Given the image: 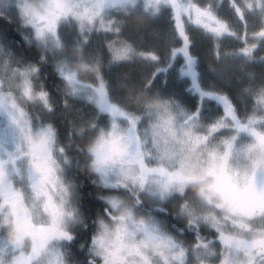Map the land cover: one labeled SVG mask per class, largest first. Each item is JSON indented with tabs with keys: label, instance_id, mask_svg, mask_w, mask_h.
Wrapping results in <instances>:
<instances>
[{
	"label": "snow or ice",
	"instance_id": "snow-or-ice-1",
	"mask_svg": "<svg viewBox=\"0 0 264 264\" xmlns=\"http://www.w3.org/2000/svg\"><path fill=\"white\" fill-rule=\"evenodd\" d=\"M117 5L123 6L120 0H25L21 12L27 17L26 27L32 34L30 40L25 38L26 42L47 49L51 38L52 45L59 50L64 44L61 36L62 21L71 16L79 23V37L86 44L87 40L84 38L90 36V27L103 15L105 7ZM195 12L197 23H203L204 28L209 31L219 35L227 30V23L222 22L210 6H195ZM213 23L215 27H212ZM261 39H264V35ZM109 49L114 64L124 62L135 54L134 48L125 42L109 43ZM241 51L247 52L249 49L242 48ZM9 58L21 70L23 96L34 101L37 106L48 105L51 94L47 87L41 84L37 89L34 83L44 71L41 63L34 57L27 62L18 61L10 50ZM191 63L194 68L195 61ZM58 72L59 78L72 84L78 83L74 69L61 68ZM192 74L195 76L194 72ZM96 94L107 101L106 85L102 79L97 84ZM200 96L215 100L223 106L222 113L215 120L202 125L200 110L195 105L187 111L180 110L177 105L187 122L186 127L177 129L171 117L153 126V138H159L169 145L161 158L170 159L175 156L176 145H180L181 153H187L175 171L162 166H147L135 131L138 119L131 115L127 117L129 124L126 129H121L113 117L111 130L99 133L89 149L93 156L92 165L105 182L111 174L132 179L142 186L148 183L147 178L152 174L166 177L155 181L157 188L150 192L153 198L161 202L172 199L175 195L173 189L186 191V186L193 184L199 188L200 195L205 200L215 196L227 209L229 218L212 227L196 221L195 224H189L183 232L174 233L161 228L155 218L137 220L134 210L125 207L119 218L120 223L110 226L103 220L98 221V232L79 245L81 251L87 248L89 257L94 254L102 257L104 264H128V257L133 255L139 257L142 264H152L153 260H157L158 264H264V234L251 238L236 235L238 231L247 232L251 229L249 225L245 228L242 223L233 222L232 218L238 219L240 213L228 195L229 190H234L243 197L264 200V189L258 191L255 183L256 174L264 173V131L257 132L255 120L251 116L241 117L227 97L211 92H201ZM259 98L264 102V91L260 92ZM98 107L99 121L104 122L106 117L102 113L107 111V105L100 103ZM228 121H231L235 129L234 134L224 131L228 127ZM200 128H206L210 135L201 134L198 131ZM241 132L250 133L254 142L237 147L236 140ZM219 137H223L219 139V143H212L207 147V159L203 166L189 162L191 153L200 144L208 145L209 141H215ZM55 139L56 133L51 127L34 128L26 106L21 105L13 93L0 94V217L10 225V233L17 246H22L26 238L32 239L30 250L19 255L12 251L11 245L0 243V260L11 259L15 255L17 259L13 264H35L36 258L41 254H50L54 264H60L65 249L74 239L65 230V216L72 221L78 218L77 210L70 206L67 190H63L65 196L57 203L45 186H55L57 182L54 161L51 159V145ZM133 143L136 144V150L130 152L129 146ZM157 150L160 151L158 144ZM254 152L257 155L253 156ZM234 155L250 160L249 167L243 173L230 167ZM9 165L11 172L8 170ZM33 172L41 174L40 181L33 185V189L37 200L44 197V207L49 214L47 224L34 222L31 212L24 206L21 192L9 178L10 175H15L21 180L31 181ZM237 176L240 177L239 186ZM111 205L118 208L120 202L113 199ZM191 211L185 205L180 210V215L191 214ZM205 232L210 233L211 238ZM137 234H140L139 239ZM53 240L66 242L63 251L50 249V242Z\"/></svg>",
	"mask_w": 264,
	"mask_h": 264
},
{
	"label": "clouds",
	"instance_id": "clouds-1",
	"mask_svg": "<svg viewBox=\"0 0 264 264\" xmlns=\"http://www.w3.org/2000/svg\"><path fill=\"white\" fill-rule=\"evenodd\" d=\"M24 3L25 0H4L3 6H0V20L7 25L0 27V94L13 93L21 105L30 109L28 112L34 128L51 127L56 133L55 142L51 145V159L54 161L57 182L55 186H45L57 203L65 196L63 190L66 189L70 206L77 210L78 217L72 221L65 216V230L70 232L74 239L65 249L60 264H104L102 257L95 254L89 257L87 248L81 251L79 245L98 232V221L103 220L110 226L120 223L119 218L125 207L134 210L137 220L155 218L161 228L167 231L171 229L176 233L183 232L189 224H195L196 221L212 227L228 219L229 213L220 201L215 196L205 200L200 195L199 188L193 184L187 185L186 191L173 189L175 195L165 206L164 202L153 198L150 192L157 188L155 181L166 177L152 174L147 178L148 183L142 186L139 182L134 183L132 179L111 174L105 182L92 165L90 146L95 143L101 131L107 133L111 130L112 122L108 119L100 122L94 109L78 106L77 100L95 101L96 87L101 79L106 85L108 97L111 96L115 106L138 119L135 131L140 139V151L148 167L162 166L169 171H175L187 155L179 151L180 145H176L175 156L170 159L161 158L169 145L152 136L153 126L170 117L177 129L187 126L177 107L178 101L154 89L151 80L125 83L124 77L113 67L109 43L125 42L134 47L144 38L148 29L149 21L140 11L137 0H120L122 7H105L103 15L90 27V36L84 38L87 40L86 44L79 37V23L69 16L62 21L64 44L59 50L54 46L47 49L37 46L38 55L35 59L44 68L45 79L52 83V87L48 89L51 99L45 106H37L34 101H29L23 96L21 70L9 58V50L14 53V57L17 56L8 40L9 29L17 32L22 39V30L27 29V17L21 12ZM19 55L21 58L28 57L25 52ZM61 68L74 69L78 83L72 84L59 78L58 70ZM259 86L264 89V76L261 77ZM127 127L120 126L121 129ZM198 131L210 135L206 128H200ZM212 143H219V138L209 141L208 145L200 144L196 151L191 153L189 162L203 166L207 159L206 149ZM157 144L160 151L157 150ZM135 150L136 144L133 143L129 146V151ZM40 178L39 172H33L31 181L22 180L16 189L21 192L24 206L31 212L34 222L47 224L49 214L44 207V197L41 196L38 200L34 197L33 185L37 184ZM255 183L258 191L264 189V173L256 174ZM86 185L87 192L84 191ZM113 199L120 202V207H112ZM185 205L191 208V214L181 216L180 210ZM232 219L234 223H238L237 218ZM242 223L248 224L251 230L238 231V237L247 235L251 238L264 234V213L243 219ZM139 238L140 234H137V239ZM0 243L11 245L14 253L27 251L29 244L27 240L22 246L14 243L10 225L4 222L3 217H0ZM16 259L17 256L13 255L11 259L0 260V264H13ZM35 264L54 262L50 254H41L36 258ZM128 264H142V261L133 255L128 257ZM152 264H158V261L153 260Z\"/></svg>",
	"mask_w": 264,
	"mask_h": 264
},
{
	"label": "rangeland",
	"instance_id": "rangeland-1",
	"mask_svg": "<svg viewBox=\"0 0 264 264\" xmlns=\"http://www.w3.org/2000/svg\"><path fill=\"white\" fill-rule=\"evenodd\" d=\"M3 2L4 0H0V4ZM137 4L148 21H154L153 31L150 30V40H157L159 44L155 46L160 47V49L154 46L147 53L144 52L146 48L144 41L138 42L133 47L135 54L130 59L113 65L117 73L121 77H124V82L131 77L132 70H139L140 74H147L144 80H151L154 89H158L163 95L178 101L180 110L187 111L190 109L187 99L191 95L189 91L190 83L188 81L191 80L196 85L199 75L202 88L209 87L213 91H216V80L219 78H223V82L225 83L226 81H232V83L236 81V83H240L236 85L239 88L237 93L234 89L232 90L234 91L233 95L232 91L227 92V94L231 99L234 98L233 101L238 104L240 116H251L255 120V130L257 132L264 131V118H261L264 116V102H261L259 98L260 92L264 91V89L259 86L261 81L254 80L252 75L247 74L256 68L264 70V39H261V36L264 35V6H262L264 5V0H137ZM195 6H202L204 8L210 6L213 12L221 18V21L227 23V30L217 35L204 28L203 23H197ZM170 16L172 31L168 34L167 29L163 30L161 27L163 26V21L169 20ZM212 27H215L214 23ZM22 31L25 38L29 40L32 38L30 29H23ZM61 36L64 38L63 30L61 31ZM181 36L187 40H180ZM142 40L146 39L143 38ZM190 40H199L201 43H207V48L210 49L212 56L214 54V57L207 60V65L204 68L202 65L198 66V74L192 66L188 68L190 80H184V74L182 73L184 70L181 69L179 71L183 59L175 51L182 49L185 53ZM9 43L11 49L15 51L13 43L11 41ZM33 44L37 47L35 43ZM49 46H53L51 38ZM242 48L249 49V51L242 52ZM142 53L151 54L142 55ZM171 55L173 57L177 55L176 61L166 71L165 67L169 63ZM184 56L185 60H187L188 56L186 57V54ZM153 57L155 58L153 59ZM15 59L27 62L18 54ZM193 72L195 76L192 74ZM245 72L248 75L247 78L245 77ZM239 73L243 75H238ZM243 76L247 79L245 83L242 81L243 79H240ZM34 83L36 88L39 89L42 84L40 77L36 78ZM197 98L195 96V99ZM206 100L203 101V110L200 111V123L202 125L215 120L223 111V106L218 104L217 101L210 99L211 102L207 103ZM100 103L107 105V111L102 113L106 119L112 122L114 117L115 122L119 126H128L129 120L127 117L129 114L118 109L111 96L108 97L107 101L97 96L93 102L83 99L77 100L78 106L92 108L97 115L99 114L98 104ZM27 111H30V109H27ZM229 122L228 127L224 131L234 134L235 129ZM239 134L236 140L237 147L254 142V137L250 133L241 132ZM219 139H223V137H219ZM255 155L257 153L254 152L253 156ZM249 165L250 160L248 158H240L235 155L230 161V167L234 170L238 169L241 173ZM8 170L11 172V165L8 166ZM9 178L15 188L22 181L20 177L15 175H10ZM239 180L240 177L237 178L238 186ZM230 191L232 192V190ZM237 194L240 195L239 192ZM231 201L233 202V200ZM245 202L250 203L244 206L233 205L240 213L237 219L238 223H242L243 219L259 216L261 211L264 210V200L262 199L249 197ZM164 203L166 206L167 201ZM242 225L245 228L248 227V224L242 223ZM168 231L174 232L171 229ZM27 252L28 249L23 253Z\"/></svg>",
	"mask_w": 264,
	"mask_h": 264
},
{
	"label": "trees",
	"instance_id": "trees-1",
	"mask_svg": "<svg viewBox=\"0 0 264 264\" xmlns=\"http://www.w3.org/2000/svg\"><path fill=\"white\" fill-rule=\"evenodd\" d=\"M171 22L172 21H171V16H170V19L169 20L166 19V21H163V26L161 27L163 30L167 29L166 31L168 32V34H170V32L172 31L171 26H170V23ZM153 23H154V21L153 22L152 21H149L148 29H147L146 33L144 34V38L146 40H141V41H144V43H145L146 48H145V51L144 52H147V53H149V49L151 47H154L156 44H159L157 42V40H150L151 39V32H150V30L153 29V25H154ZM173 24H174V22H173ZM0 27H7V25H5V22L4 21L0 20ZM182 33L184 35V32L183 31H182ZM8 39H9V41H11L13 43V47L15 49V52L18 55L21 52H25V53L28 54V57L27 58H24L26 61H28L29 58H32V57L35 58L38 55V48L33 43L31 45H29L26 42V39H25L24 35H23V39H22L21 36L17 32H14L11 29H9ZM180 40H187V39L186 38L183 39V37L181 36V39ZM184 43H185V41H184ZM207 45H208L207 43H201V41H199V40H194V41L193 40H190L189 46L186 48V52L185 53L183 52L182 49H179V50H176L175 51L183 59L182 66H180L179 71L181 69L184 70L182 72L184 74V76H183L184 80H190L189 75H188V73H189L188 72V68H190L191 66L193 67V65L191 63L192 61H195V66H194L193 69L198 74V72H197L198 71V66L199 65H202L203 68H204V66L207 65V60H210L211 57L212 58L214 57V54H213V56L211 55L210 49L207 48ZM155 47H157V48L160 49V47H158V46H155ZM162 49H164V48H162ZM256 49H258V48H256ZM185 54H186V57L188 56V59L187 60H185V56H184ZM176 57H177V55L175 57H173V55L170 56L169 63L165 67L166 71L176 61ZM132 71L133 72L130 75L131 77L125 83H129V82L135 81V80H144L145 77H146V75H147V74H140L138 72L139 70H135L134 69ZM247 74L252 75L253 78H254V80L261 81V77L264 76V70L261 69V68H256V69L248 72ZM247 74L245 72V77L246 78L248 76ZM238 75H241L242 76L243 74L239 73ZM39 77H40L41 83L43 85H45L47 87V89H50L52 87L51 81L48 80V79H45L44 72H42ZM246 78H244V76H243V78L241 77L240 79L241 80L243 79L242 81H244V83H245L247 81ZM240 79H239V81H241ZM188 82L190 83V81H188ZM216 83H217V88H215L216 91H213L209 87H206L205 88V89H208V91H204V89L202 88L201 82L199 80V75H198V77H197V84L196 85L193 84V83H192V85L190 84V86H192V87H194V85H195V87L197 89L195 91H193L192 88L189 87V91L191 92V95L187 99L189 108H191L193 105H195L200 111L203 110V106H204V102L203 101L207 99L206 101H207V103H209V102H211V100L209 98H207V97H203L202 98L200 96V93L201 92H211V93H213L215 95H220V96L227 97L232 102V104L235 106L236 110L238 111V107H237L238 104L233 101L234 98L231 99L229 97V95L227 94V92H230V91H232V90L235 89V92L237 93V91L239 90V88L236 85H239L240 83H236V81H235V83H232V81H226V83H225V82H223V78L217 79L216 80ZM212 87H214V86H212ZM233 92L234 91H232V95H233ZM195 96H197L198 98L195 99ZM229 123L231 124V121ZM244 134H246V133H244ZM87 190H88V186L86 185L84 191L87 192ZM233 202H232L233 205H239V206H244V205H247L248 203H250V202H248V203H246V202L241 203V202H235V201H233ZM160 215L162 216L163 213H160ZM205 234L208 235L209 238H211V234L210 233H206L205 232Z\"/></svg>",
	"mask_w": 264,
	"mask_h": 264
},
{
	"label": "flooded vegetation",
	"instance_id": "flooded-vegetation-1",
	"mask_svg": "<svg viewBox=\"0 0 264 264\" xmlns=\"http://www.w3.org/2000/svg\"><path fill=\"white\" fill-rule=\"evenodd\" d=\"M190 84L192 85V82H191V80H190ZM191 88H192V90L193 91H195L197 88L195 87V85H194V87H192V86H190ZM204 91H208V89H204ZM231 192V191H230ZM230 192H228V195H229V198L231 199V200H233V201H235V202H241V203H243V202H245V201H247V199L249 198V197H243V196H240V195H238L237 193V191H234V190H232V192L230 193ZM25 240H27L28 242H29V246H28V251L30 250V248H31V246H32V239H31V237H29V238H26ZM24 240V241H25ZM24 243V242H23ZM66 242L65 241H63V240H60V241H57V240H53V241H51L50 242V249L51 248H55L57 251L58 250H60V251H63V245L65 244ZM18 255L20 254L19 252L17 253Z\"/></svg>",
	"mask_w": 264,
	"mask_h": 264
}]
</instances>
